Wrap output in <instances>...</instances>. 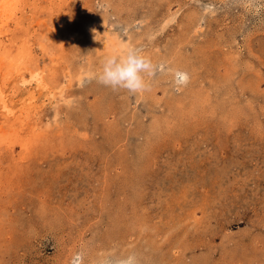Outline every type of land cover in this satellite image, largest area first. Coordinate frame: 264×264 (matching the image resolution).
Masks as SVG:
<instances>
[{
    "label": "rangeland",
    "instance_id": "rangeland-1",
    "mask_svg": "<svg viewBox=\"0 0 264 264\" xmlns=\"http://www.w3.org/2000/svg\"><path fill=\"white\" fill-rule=\"evenodd\" d=\"M6 7L0 264H264V0ZM129 45L137 93L98 81Z\"/></svg>",
    "mask_w": 264,
    "mask_h": 264
},
{
    "label": "clouds",
    "instance_id": "clouds-1",
    "mask_svg": "<svg viewBox=\"0 0 264 264\" xmlns=\"http://www.w3.org/2000/svg\"><path fill=\"white\" fill-rule=\"evenodd\" d=\"M95 30L93 29V32ZM155 67L140 52L132 46L121 49L119 56H107L102 64V71L98 74V81L115 89H126L131 93L145 90L146 84L141 73L154 74ZM175 83L186 85L189 77L186 72H174ZM119 264H135V257L130 256Z\"/></svg>",
    "mask_w": 264,
    "mask_h": 264
},
{
    "label": "bare ground",
    "instance_id": "bare-ground-1",
    "mask_svg": "<svg viewBox=\"0 0 264 264\" xmlns=\"http://www.w3.org/2000/svg\"><path fill=\"white\" fill-rule=\"evenodd\" d=\"M8 1H10V0H4L3 2H2V4H0V13H2L1 11H4L5 10V8L7 9V7H6V4L8 3ZM16 1V0H15ZM13 8V7H12ZM14 9V8H13ZM8 10V9H7ZM15 10V9H14ZM12 12V11H11ZM15 12V11H14ZM8 13V12H7ZM7 13H5L6 15H7ZM12 13H10V15H11ZM8 17V16H7ZM12 17V16H11ZM7 26V21L2 17V15H0V28H4V27H6ZM5 32V31H4ZM6 33V32H5ZM1 37V36H0ZM2 37H3V35H2ZM12 38V37H11ZM4 44V42L3 41H1L0 40V48L2 47V45ZM7 49V48H6ZM17 50V53H16V59L15 60H13L12 62H10L11 60L9 59V57L7 56V52L6 51H1V49H0V81L2 82V84H3V90H4V96H6V94H7V92H6V85L5 84H7L8 83V81H9V78L12 76L11 75V73H13V72H16L17 74L19 73V72H21V70H20V67H21V65L20 64H18V61L19 60H22V56L24 55L25 56V54L28 52V51H26V50H24L23 49V47H20L19 49H16ZM26 52V53H25ZM10 60V61H9ZM30 60V59H29ZM10 62V63H9ZM19 62H21V61H19ZM31 64V63H30ZM26 65V64H25ZM22 68V67H21ZM38 70V71H37ZM36 71H35V73L33 72V75H32V72L30 73V77L31 78H29V80H24L23 78V74H21V76H20V78H21V82L20 83H22V81H23V83H25V82H27V81H30V80H35V82L36 83H42V82H44V81H41V79H42V73H40L41 72V70L38 68ZM40 71V72H39ZM18 82V81H17ZM22 83V84H23ZM43 84V83H42ZM24 85V84H23ZM39 85V84H38ZM42 86H44V85H42ZM1 94V93H0ZM3 95V94H2ZM1 99V98H0ZM1 104H3L2 106H3V116H5L6 118H7V115H10V114H8V112L10 111L9 110V105L7 104V103H4V100L3 99H1ZM12 113V112H11ZM2 117V116H1ZM0 117V118H1ZM8 119V118H7ZM3 131V130H2ZM12 132V131H11ZM7 141H8V139H7Z\"/></svg>",
    "mask_w": 264,
    "mask_h": 264
}]
</instances>
